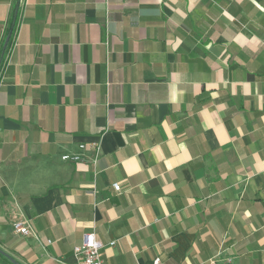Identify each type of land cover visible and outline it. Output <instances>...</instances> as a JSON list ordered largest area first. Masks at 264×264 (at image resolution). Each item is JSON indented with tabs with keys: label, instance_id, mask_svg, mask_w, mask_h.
Segmentation results:
<instances>
[{
	"label": "crops",
	"instance_id": "crops-1",
	"mask_svg": "<svg viewBox=\"0 0 264 264\" xmlns=\"http://www.w3.org/2000/svg\"><path fill=\"white\" fill-rule=\"evenodd\" d=\"M7 39L0 264H264V0H0Z\"/></svg>",
	"mask_w": 264,
	"mask_h": 264
},
{
	"label": "built area",
	"instance_id": "built-area-1",
	"mask_svg": "<svg viewBox=\"0 0 264 264\" xmlns=\"http://www.w3.org/2000/svg\"><path fill=\"white\" fill-rule=\"evenodd\" d=\"M15 45L16 43L14 41L11 48L7 49V47H5V49H3V53L0 58V84L3 79V74L10 64V59L13 54ZM90 148L91 155L88 158L83 156L82 154V152L87 150L86 145L79 144L78 153L62 154L60 156V160L65 163L72 164L84 163L86 161L91 164L92 175L94 177L96 175V165L99 159L100 149L99 145L96 143H92ZM112 187L116 192L120 191V185L118 183H114ZM12 228L16 234L22 236H28L32 233L29 223L25 220L15 222ZM112 244L113 243H111V245ZM102 247V244L95 238L93 232L85 234L80 245H76L72 250V254L75 258V262L73 264H103L100 257V251ZM154 264H157V261H155Z\"/></svg>",
	"mask_w": 264,
	"mask_h": 264
},
{
	"label": "trees",
	"instance_id": "trees-1",
	"mask_svg": "<svg viewBox=\"0 0 264 264\" xmlns=\"http://www.w3.org/2000/svg\"><path fill=\"white\" fill-rule=\"evenodd\" d=\"M0 259H1V260H4V261H7V260H8V259H7L3 254H1V253H0Z\"/></svg>",
	"mask_w": 264,
	"mask_h": 264
},
{
	"label": "water",
	"instance_id": "water-1",
	"mask_svg": "<svg viewBox=\"0 0 264 264\" xmlns=\"http://www.w3.org/2000/svg\"><path fill=\"white\" fill-rule=\"evenodd\" d=\"M7 42H8V39L5 41L3 49H5ZM0 253H1V251H0Z\"/></svg>",
	"mask_w": 264,
	"mask_h": 264
}]
</instances>
